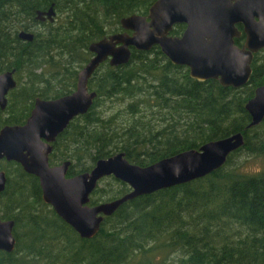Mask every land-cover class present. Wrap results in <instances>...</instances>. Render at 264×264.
<instances>
[{
  "label": "trees",
  "instance_id": "trees-1",
  "mask_svg": "<svg viewBox=\"0 0 264 264\" xmlns=\"http://www.w3.org/2000/svg\"><path fill=\"white\" fill-rule=\"evenodd\" d=\"M153 1L0 0V69H13L16 81L0 111V127L22 124L35 97L68 93L76 68L90 55L87 45L121 31V17L145 15ZM51 3L53 21L35 20V10ZM35 23L46 26L32 32ZM182 29L175 24L170 34ZM20 30L31 32L32 40L19 39ZM254 64L258 69L249 81L232 88L189 77L186 67L173 65L156 46L132 48L124 64L101 62L86 83L96 93L90 107L51 143L48 162L68 160L66 176L117 152L144 166L235 132L242 133L243 144L203 177L122 203L89 239L80 238L41 200L35 176L0 160L6 176L0 219L14 221L15 239L12 251L0 250V264H264V117L246 127L244 109L264 83V54ZM105 100L111 104L99 108ZM256 158L262 161L259 170L242 169L245 160ZM128 189L104 176L89 204Z\"/></svg>",
  "mask_w": 264,
  "mask_h": 264
},
{
  "label": "water",
  "instance_id": "water-1",
  "mask_svg": "<svg viewBox=\"0 0 264 264\" xmlns=\"http://www.w3.org/2000/svg\"><path fill=\"white\" fill-rule=\"evenodd\" d=\"M35 20L52 22V3L35 10ZM121 31L105 35L87 45L91 57L78 69L74 89L56 98L35 97L22 124L0 127V160L13 161L35 176L41 200L69 225L80 238L96 235L105 216L122 203L203 177L219 168L229 153L243 144L241 132L206 141L150 164L140 166L117 152L94 161L87 171L66 176L69 161L50 165L51 143L68 122L90 107L96 93L87 89V80L103 61L110 66L124 64L131 49L148 50L158 46L174 65L185 66L188 76L204 81L215 79L223 86L238 88L250 74L252 52L264 47V0H154L145 15L131 13L119 19ZM184 24L180 35H169L174 24ZM240 23L245 35L243 45L233 44ZM17 37L31 41L33 34L20 30ZM12 70L0 73V109L6 105V93L15 86ZM249 115L246 127L257 125L264 117V83L254 88L244 103ZM111 175L125 183L128 191L120 196L89 204V195L97 181ZM6 176L0 169V192ZM14 221L0 219V250L10 252L15 245Z\"/></svg>",
  "mask_w": 264,
  "mask_h": 264
},
{
  "label": "flooded vegetation",
  "instance_id": "flooded-vegetation-1",
  "mask_svg": "<svg viewBox=\"0 0 264 264\" xmlns=\"http://www.w3.org/2000/svg\"><path fill=\"white\" fill-rule=\"evenodd\" d=\"M147 13V12H146ZM44 22V21H43ZM180 24H182V23H180ZM175 25V24H174ZM173 25V26H174ZM173 26H172V28H173ZM235 26H236V28H237V30L240 32L239 33V35L238 36H235V37H233V44L234 45H236L238 48H240L242 45H243V43H244V39H245V35H244V32H243V30H242V25L240 24V23H237V24H235ZM171 28V29H172ZM183 29H184V24H183ZM183 29L180 31V33H178V34H170V31H169V35H180L181 34V32L183 31ZM154 46H156V45H153V46H151V47H154ZM150 47V48H151ZM156 47H158V46H156ZM149 48V49H150ZM148 49V50H149ZM159 49V48H158ZM144 51H147V50H144ZM160 51V50H159ZM89 52V51H88ZM161 52V51H160ZM90 53V52H89ZM162 53V52H161ZM163 54V53H162ZM264 54V47L263 48H261V49H259V50H257V51H255V52H252V54H251V58H250V62H249V68H250V74H249V77H248V80H247V82L249 81V79H250V77H251V75H252V73H253V70L254 69H258L257 67H256V64H254V63H256L257 61H258V59L262 56ZM91 53H90V55H89V57H88V59L91 57ZM165 57V56H164ZM166 58V57H165ZM106 61V60H105ZM84 64V63H83ZM82 64V65H83ZM81 65V66H82ZM174 65V64H173ZM80 66V67H81ZM179 66V65H178ZM79 67V68H80ZM185 67V66H184ZM78 68V69H79ZM78 69L76 70V73H77V71H78ZM13 72H12V77H13V79L15 80V78H14V70L13 69H11ZM4 71H9V70H3V69H0V73L1 72H4ZM93 73V72H92ZM75 77H76V74H75ZM205 81V80H204ZM217 81V80H216ZM246 82V83H247ZM15 83H16V81H15ZM245 83V84H246ZM263 84V83H262ZM74 85H75V83H74ZM244 85V84H243ZM15 86H16V84H15ZM15 86L13 87V88H15ZM12 88V89H13ZM233 88V87H232ZM12 89H10V90H8L7 91V93H6V95H5V97H6V104H7V95H8V93L12 90ZM74 89V86H73V88L69 91V92H71L72 90ZM88 89V88H87ZM89 90V89H88ZM90 91V90H89ZM68 92V93H69ZM65 94H67V93H65ZM62 95H64V94H62ZM61 96V95H60ZM57 97H59V96H57ZM54 98H56V97H54ZM43 99V98H42ZM47 99H50V98H47ZM33 104V103H32ZM6 106V105H5ZM5 108V107H4ZM4 108L3 109H0V111H3L4 110ZM75 117V116H74Z\"/></svg>",
  "mask_w": 264,
  "mask_h": 264
},
{
  "label": "rangeland",
  "instance_id": "rangeland-1",
  "mask_svg": "<svg viewBox=\"0 0 264 264\" xmlns=\"http://www.w3.org/2000/svg\"><path fill=\"white\" fill-rule=\"evenodd\" d=\"M57 22H58V19H57V17H55V22H53V25H55ZM45 26H46L45 24H40V23L37 24V23H35V25L33 27H30L29 29L32 30V32H34V31L35 32L36 31H43ZM41 68H43V70H44V68H46V67L42 66ZM78 68L79 67H77L76 70ZM35 72L36 73H40V69L35 70ZM110 104L111 103L107 102V100L102 101V106H100L99 108H101V107L103 108L104 106H108ZM112 106L117 107V105H112ZM242 160H244V158ZM261 166H262V161L259 158H256V160H254V159L245 160L244 163H243L242 169L245 170V171H248V172H254V171L259 170L261 168ZM102 183L103 182L99 183V185L102 184Z\"/></svg>",
  "mask_w": 264,
  "mask_h": 264
}]
</instances>
